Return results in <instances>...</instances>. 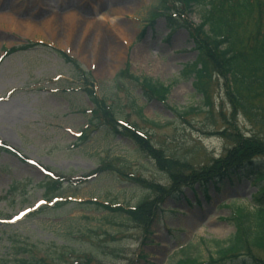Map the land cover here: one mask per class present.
Here are the masks:
<instances>
[{"label":"rangeland","instance_id":"374dc122","mask_svg":"<svg viewBox=\"0 0 264 264\" xmlns=\"http://www.w3.org/2000/svg\"><path fill=\"white\" fill-rule=\"evenodd\" d=\"M161 3L0 0V60L7 50L39 44L0 61V146L24 158L0 150V264H17L19 256L30 262L71 264L88 255L100 264H177L182 250L189 259L204 263L210 255L215 257L214 242L233 235L225 219L230 208L248 204L256 190L248 181L211 182L206 191L197 185L185 187L160 204L154 192L133 179L164 188L172 181L131 141L102 130L87 131L88 138L77 141L92 104L57 51L90 73L97 98L110 105L118 124L134 127L151 144L194 169L219 159L231 146L230 136L215 135L225 127L221 114L231 113L223 81L215 76L210 81L208 109L194 89V76L183 74L196 59L188 32L168 26L164 17L154 18L162 11ZM175 18L182 21L179 14ZM185 18L199 24L198 9ZM136 51L143 52V59ZM127 63L128 74L169 86L166 101H147L126 76L115 81ZM191 108L196 110L187 113ZM182 111L186 113L180 115ZM236 127L244 137L254 133L264 140V127L249 117L239 114ZM101 166L114 173L92 175ZM48 173L85 182H65V198L54 207L53 201H42L41 183ZM15 182L19 187L4 200ZM143 199L160 208L149 232L124 216L79 205L93 201L126 208ZM112 249L119 255L114 257Z\"/></svg>","mask_w":264,"mask_h":264},{"label":"trees","instance_id":"16d2710c","mask_svg":"<svg viewBox=\"0 0 264 264\" xmlns=\"http://www.w3.org/2000/svg\"><path fill=\"white\" fill-rule=\"evenodd\" d=\"M161 2L162 11L155 14L154 18L164 17L168 26L176 25L188 32L193 50L196 52V59L193 64L184 68L183 74L194 76V89L201 94L208 109L212 108L208 97L210 81L213 76L223 81L224 96L231 107V113L230 117L221 114L225 120V127L221 131H216L215 135L226 138L230 136L231 146L224 150L219 159L194 169L188 162L167 153L162 147L151 144L145 137L140 136L134 127L118 124V119L110 105H107L104 99L97 98L90 73L84 71L77 61L57 51L63 61L72 68L71 78L82 86L92 104L87 126L77 141L84 142L88 138L87 131L97 130L131 141L137 147L138 153L139 151L142 155L146 153L149 162L172 181L169 188H164L137 178L133 179L137 186L154 192L159 197L160 204L165 197L180 192L185 187L191 188L197 185L206 191L205 187L211 182L217 185L225 180L229 183L233 179L248 181L249 186L256 190L246 206L230 208V214L225 220L233 226L234 233L225 242H214L215 257L210 255L208 261L201 263L189 259L185 255V250H182L180 253L183 256L177 264H264V140L259 139L254 133L244 137L239 134L236 127L239 114L251 118L256 125L264 127V0H161ZM177 4L181 6L180 10L176 8ZM194 7L198 9L200 19L197 25L185 18L193 12ZM178 14L182 19L180 22L175 18ZM35 46L39 44L28 43L5 51V55ZM127 66L128 63L125 69L116 74L115 81L126 76L136 84L141 96L147 101L152 99L162 103L166 101L169 86L147 77L132 76L127 73ZM195 110L191 108L186 112ZM186 112L182 111L179 114L183 115ZM0 150L19 155L5 147H0ZM19 157L24 160L20 155ZM99 168L92 175L113 172L105 166ZM65 182L68 186H77L76 184L85 181L72 180L66 175L51 174L41 183L45 192L44 200L51 202L56 198H65ZM19 183L15 182L11 185L4 200L12 197ZM58 202L54 207L60 205ZM155 203L150 199H143L134 207L126 208L93 201H84L79 205L81 209L92 208L107 214L124 216L136 226L143 227L149 232L160 210ZM109 252L114 257L119 255L116 249ZM15 260L17 264H46L43 260L30 262L20 256ZM71 264H100V262L93 255H88Z\"/></svg>","mask_w":264,"mask_h":264},{"label":"bare ground","instance_id":"6f19581e","mask_svg":"<svg viewBox=\"0 0 264 264\" xmlns=\"http://www.w3.org/2000/svg\"><path fill=\"white\" fill-rule=\"evenodd\" d=\"M69 15V14H68ZM69 16H71L72 17V14H70ZM74 16V15H73ZM75 17V16H74ZM69 18V17H68ZM70 20H71V22L73 21L71 18H69ZM72 24H73V22H72ZM87 41H85V42H83L84 44H83V46L81 47L82 48V50H85V43H86ZM136 55H137V57H138V59H143V57H141V55L143 56V52H141V51H136ZM141 57V58H140ZM137 60V59H136ZM138 61V60H137Z\"/></svg>","mask_w":264,"mask_h":264}]
</instances>
